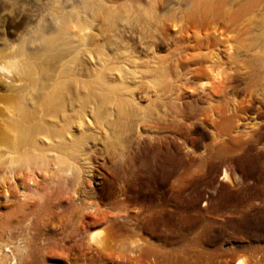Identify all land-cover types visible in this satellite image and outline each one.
Segmentation results:
<instances>
[{
  "label": "rangeland",
  "instance_id": "obj_1",
  "mask_svg": "<svg viewBox=\"0 0 264 264\" xmlns=\"http://www.w3.org/2000/svg\"><path fill=\"white\" fill-rule=\"evenodd\" d=\"M35 1L23 0V6H6V10L7 8L8 10L5 11V14L0 16V38L2 39V41L0 39V48L3 46L4 42L11 43L16 40L19 36V32L24 30L28 25L27 23L31 22L29 19L32 17L31 15L33 12H35ZM39 1L45 2L46 0ZM56 1L60 3L65 2L64 0H62L63 2L61 0ZM195 1L198 4H201L204 0ZM247 1L248 0H224L223 3L218 4L217 7H214V4L212 5L211 1V4H209L206 9H203L204 11H197L198 13H196L192 19L185 18L183 21L184 17L178 20L173 18L172 20L174 22H166L165 25L166 28L168 27L167 30L166 28H163L165 25L163 26L162 23L156 22H153L155 25H149L150 28L148 29H140L139 25L135 26L126 24L121 27L124 32L122 33L124 34L123 39H126L129 44L133 41L132 43H135L136 46L140 45L138 41L139 38V40L143 42L141 54L139 55L140 59L133 57V55H136L135 52L132 53L131 51L132 55L130 53H128L130 55H126V53H124L127 56L125 59H128H123L125 67L121 64L123 68H120L119 70L116 69L118 71L115 73V69L114 71L112 69V65L114 64H110L109 67H111L114 73L111 70L110 72L116 74V76L114 75L115 77L112 73V76L110 75L109 70H106V72L108 71L107 74L109 73L108 75L110 78L113 77V83H123L124 87L122 85V87L119 86V90H123L119 92H126L124 93L125 95L132 92L130 96H128L129 94L127 95L128 98H130L131 95L141 93L146 88H150L149 94L151 95L149 96H153L150 99L154 98V101H158H155V104H158L157 110L160 109V111L156 110L158 112L156 113L155 111L157 115H154L152 120L148 119L146 121L147 124L154 123L155 125L159 124L158 126L165 125L166 123H169V120L172 121L173 119L174 121L184 117V113H188L189 109L190 111H192V108H194L193 110H196L195 108H197L198 104L200 109L197 113L195 112L196 114L194 111L192 112L196 117L198 116V118L201 119V122L199 121L195 124L200 128H204L207 132L208 136L203 142L206 144L211 142L212 137L218 142L221 141V138L222 140H225L226 138L228 139L226 136L227 133L224 131L221 123V120L223 119L221 117L224 115L226 116L227 114H224L223 112L221 113L219 110L224 101L222 93L223 86L230 84L232 88L235 89L234 97L233 93H231L232 97H230L231 95L229 96L230 102H233L235 105H243L247 107V109L249 108L242 114L240 113L242 116H240L241 119L238 120L239 123L237 124L240 126V124L250 122V126L248 125L249 127H252L254 123H258L259 125L263 124L262 128L264 127V106L262 105L264 104L262 102L264 101V69L262 68L264 67V56L259 54L260 46L262 44L261 40L258 39V35L264 34V0H261V5L258 8L252 4L253 6L246 15L242 16V14L239 13L238 15V9ZM146 2H148L149 5L169 8V10L173 9L174 11L171 12L170 10V12L175 13V16L181 15L182 12H184L187 3L186 0H147ZM198 4L196 7H198ZM8 6H11L10 11ZM37 13L38 11L36 12V15ZM146 29L150 34L149 32H144ZM164 29L166 32L162 31ZM139 33H143L144 35L140 34V36H142L140 37ZM160 33H163L166 38H170L169 40L171 44L176 41L181 42L178 43L180 44V47L182 46L184 48L183 52L176 51L174 47L167 50L165 46L156 50H153L152 47L150 48L149 46L153 43L152 41L161 37ZM156 36L157 38H155ZM123 43H120L119 40L114 43V46H112L115 48L117 45L120 46ZM113 47L110 46L112 50H114ZM174 50L175 52H173ZM95 56L96 55L94 54V57ZM132 58L135 60H131ZM190 59H193L191 60L192 63L189 61ZM90 60L92 69L95 67L94 70H92V73H98L99 59L97 60L95 57L94 60L91 57ZM178 61L180 62L178 63ZM91 62H93V64H91ZM186 62H189L187 68L183 67ZM131 63L134 65L136 63V65H131ZM126 65L128 67H126ZM137 66L138 69L135 68ZM209 66L211 67L209 68ZM148 67L149 69H147ZM189 67H191V69ZM188 68L191 71L188 70ZM193 68H195V71ZM198 68L199 71L196 72ZM120 70L123 73L126 71L127 73L125 74L127 76L122 74ZM192 71H194V74ZM253 71H255V73ZM147 72H149L150 75ZM153 72H155V75ZM119 73L122 75H120L121 78ZM189 73L192 75L190 76ZM230 73L233 74V76ZM256 73H258V78L256 77ZM181 75L186 78L187 86ZM229 75L230 77L232 76L231 78L234 80H231ZM261 76L263 77L262 79ZM152 77L157 79V84L150 80ZM252 77L253 79H251ZM140 78L143 83V87H140L141 89H139V86L141 85V83H139L141 81ZM153 78L152 80H154ZM114 80L118 81V83ZM124 82L127 83L124 84ZM182 82L185 87L182 85ZM193 82H196L197 84H194ZM137 84L138 89L136 87ZM177 84L179 85L177 86ZM253 84L255 85L253 86ZM125 85L127 86L126 88ZM147 85L149 87H147ZM119 87L117 85V88ZM130 87L131 90H129ZM134 88L135 90L133 91L132 89ZM165 88L166 90H164ZM177 88H182L183 90V93L178 95V97L175 94L177 91H175V89ZM232 88H230V91H232ZM216 89H219L220 91L219 96H217L218 91H216ZM154 90L160 95L156 94L157 92ZM163 90H168L167 93H169L162 92ZM172 91L174 94H172ZM6 94L10 96L13 93L0 87V95L3 96ZM207 94H211L213 97L216 95L217 97L213 98ZM172 95L176 97L174 98ZM165 97L169 102H174L178 98L177 102H180L177 103L175 101L176 103H174L177 106L179 105L177 113H179L180 116L172 113L173 107H170V110L166 109L167 105H165V103L167 101L165 100ZM168 97L172 100L170 101ZM160 98L163 103L165 102L164 104ZM8 99L9 97H0V124L2 123L1 120L4 115L2 111L3 105ZM208 99H214V101L219 104H217L216 107V103L212 102L213 106L217 109H215V112H213L214 110H211V107L206 105V100ZM193 100L195 102L198 100L197 104H195ZM169 102H167V104ZM192 102L195 105L192 104L189 106L188 104ZM241 102L243 104H241ZM174 103H169V105ZM164 108L166 110H164ZM256 108L262 110H256ZM167 110L170 112L168 111L169 113L166 112L167 114L164 115V112ZM201 110H210L213 114H211L210 111H203L202 113ZM255 112H257V115ZM199 113L201 114L199 115ZM217 114L218 117H216ZM159 116H162V118ZM186 116H188V114H186ZM163 117L165 119H163ZM242 119L246 121H243ZM259 120L263 123H259ZM133 128L135 132V124L133 125ZM1 129L2 127H0V130ZM210 132H213L215 135L212 134L214 136H211ZM248 137L250 136H246L245 139ZM38 139L41 144L42 141L44 142L43 144L47 141L42 136ZM254 139L253 141L251 139L249 142L250 144H248L250 149L249 152L247 154H234L231 156L232 163L230 162L228 166L226 165L224 167V165L220 163V160H213L214 163L216 162L215 166L212 167L209 163L205 164L200 169L199 174L200 172L201 174L196 180L190 177L191 173H187V181L185 182V185L187 186H185V193L183 192L182 195L183 198H186L183 199L184 203L182 202L181 204L183 209L182 213L184 216L186 215L185 217H198L200 222L199 227L196 229L194 228L191 231V229L187 227L182 232L186 234L190 240H193L194 236H198V232L200 234L202 233L204 236L203 241L198 243L199 246L197 247L198 251L201 249L203 252L201 254L202 256L200 255L199 258H190L186 253L182 254L184 243L177 239L171 241L172 237L169 235L170 232L168 233V229L164 224H153V219L163 212V210L167 213L164 215L171 214L173 213L172 211L175 210L176 189L171 187V181L169 182L159 176H154L153 158L148 150H143V146L142 148L141 146H135L137 141L136 137L133 138L132 145L134 146L130 149H122L121 152L112 151V149L106 150L108 151L106 152L101 146V148L96 146L95 150L91 149L92 151L84 157L87 159L85 160L87 163L84 160H81L80 166L82 165L81 167L83 170L81 169L82 172L80 173L79 179L72 176L69 168V171L66 169V167H68L66 163H62V166H64L63 168H60L62 167L60 162L70 154V150H66V152L63 150L61 152L59 150L55 151V149H49V151L48 149H45L41 150L45 151L42 153H40V150H35V152L31 150L33 151L31 154L32 156L30 160H26L24 158L27 157L22 151H20L19 154H10L8 149L1 145L0 157L3 158L4 161L3 159H0V164H2L0 165V259H3L2 261L0 260V262L3 264H234L238 258H243L244 261H249H246L248 264H264V139H262L263 141L257 139V142H255ZM174 141L179 142L176 141V139H174ZM43 144L42 146H44ZM58 151L61 153H57ZM63 153L64 155H62ZM65 154L68 155L66 156ZM15 156L16 158H19L16 159V161L18 160V163H16V161L14 162ZM61 156H64V158ZM51 158L54 160H51ZM10 160L16 164L10 162ZM33 160L36 162L41 161L42 164L46 161L50 162H48V164L46 162L45 165H40V162L38 165L35 164ZM54 161H56V165ZM48 166L50 168H48ZM84 166H87L88 169L86 167L84 169ZM223 168H225L228 174L235 178L236 186H234V188H231L221 179ZM48 169H52L51 171L53 172ZM56 169H59V171ZM85 170L89 174L85 172ZM58 172H60V174ZM189 177L192 179L190 180ZM36 199L40 203H38ZM203 201L206 202V206L203 205ZM29 203L31 207L29 206ZM82 208H84V210ZM149 220L151 222H149ZM97 229L108 230L107 233L109 235L111 234L110 237L112 241L109 248L106 250H100L95 244L89 242L88 236ZM184 255L187 260L183 258Z\"/></svg>",
  "mask_w": 264,
  "mask_h": 264
},
{
  "label": "bare ground",
  "instance_id": "obj_2",
  "mask_svg": "<svg viewBox=\"0 0 264 264\" xmlns=\"http://www.w3.org/2000/svg\"><path fill=\"white\" fill-rule=\"evenodd\" d=\"M22 1L23 0H0V16L5 14V11L8 10V8L6 10L7 5L23 6L24 4L22 3ZM64 1L65 2L62 1L63 3H60L56 0H46L45 2H40L39 0H36L35 4H34L35 9L33 8L35 12H33V14L31 15L32 17L30 19L28 17V19L31 20V22L27 23L28 25L24 28V30H22L24 32H22V31H21L22 33L19 32L18 38L16 40H14L13 42L10 41L11 43H8V42L5 43L3 41L4 42L3 46L0 48V87H3V89L8 91V92L11 91L13 94L10 96L7 95L8 93L6 94L7 96L6 95H3V96L0 95L1 98L2 97L3 98L9 97L8 101H6V103H4L3 110H2L4 115H3V119L1 120V122L3 123V124L2 123L1 124L3 126L0 124V127H2V129L0 130V146L2 145V146H4V148L8 149V152L10 154H16V153L19 154V152L22 151L23 154H25L27 157V158H24L26 160L27 159L30 160V158L32 156L31 154L33 151L35 152V150L41 151V150H45V149L47 150L48 149V151H49V149H52V150L55 149V151L59 150L61 152L63 150H65L64 152H66V150L67 151L70 150V154L69 155L67 154L68 156L65 154L67 156L66 158H64V156H61L64 158V160L62 159V162H60V163H61V166H62V163H66L68 166V167L65 166L66 169L68 170V168H69L71 170L72 176L74 178L79 179L80 173L83 170L81 167L82 165L80 166L81 160H84V161L87 160L84 157H86V155L88 153H90V151H92L91 149L95 150L96 146H98V147L101 146L105 151L112 149V151L114 150V151H120L121 152L122 149L126 150L125 148L130 149L132 146H134V145H132L133 144V138L136 137L137 141L135 143L136 144L135 146L136 147L141 146V148L143 146V150H148V152L151 154V156L153 158L154 176H159V177H161L164 180L169 181V182L171 181V187L173 189H176V195H175V203H176L175 207L176 208H175V210H173V211L171 210L173 213L168 214V215H164L167 213H165V211L163 210V212L158 214L153 219V224H158V223L164 224V226H166L168 229V233L170 232L169 235L172 237L171 241H175L177 239L178 241L180 240L181 242L184 243V246L182 245L184 247L182 250L183 251L182 254L186 253L190 258H199V256L203 252L201 251V249H200V251H198L197 247L199 246L198 243H201L203 241L204 236L202 235V233L200 234L198 232L197 234H199V235L194 236V239L190 240L189 237L182 232L187 227H189V229H191V231L194 228L196 229L197 227H199V222H200L198 217H194V216L185 217L186 215L184 216V214L182 213L183 209L181 207V204L183 202V199L185 198V197L183 198L182 195L184 192V188H186L185 186H187V185H185V182L187 181V178H186L187 173H191L190 177H192L193 179L196 180L197 178H199V175L201 174V172L199 174L200 169L205 164L209 163L213 167L216 164V162L214 163L213 160H218V161L220 160V163H222L225 167L226 165L228 166L230 164L231 156H233L234 154H236V153H243V154L246 153L247 154L250 150L248 147V144H250L249 142L251 141V139L253 141V139L255 138L254 139L255 142H257L256 141L257 139L258 140L264 139V130H263L264 127L262 128L263 124L259 125L258 123L253 122L254 125L252 124L253 126L249 127L250 122L248 120L249 123L245 122V124L243 123V124H240V126H239L237 123H239L238 120L241 119L240 116H242V115H240V113L242 114L244 111H247L249 108L247 109V107H245L243 105H240V104L235 105V104H233V102H230L229 96L231 95V93H233V97H234L235 89L232 88V86L230 84L229 85L223 84L224 85V86L222 85L223 90L222 89L221 90L223 93L224 101H223V103L221 102L222 107L220 108L219 111L221 113L223 112L224 114H227L226 116L224 115L223 117H221V118H223L221 120V123L223 125L224 131L227 133L226 136L228 137V139L225 137L226 139L222 140V138H221V141L218 142L214 137H212V141L206 144L203 142V140L207 138V136H208L207 132L205 131L204 128H200V127H198V125H196L197 124L196 122H199V121L201 122V119L198 118V116L196 117L194 115V113L195 112L197 113V111L200 109L199 108L200 106L198 107V104H197L198 100H197V102H195L193 100L194 103L197 104V108H195L196 110H193L194 108H192V106H191L192 111H194V113L192 111H190V109H189L188 113H184L185 114L184 117H181V118L176 119L174 121H173V119H172V121L168 119L169 123H166L165 125L163 124V125L158 126L159 124L155 125L154 123L153 124H147L146 121L148 119L152 120L153 116L157 115L156 114V113H158L157 111H160V109L157 110L158 104L157 105L155 104L156 103L155 101H157V100L154 101L153 100L154 98L150 99L151 97H153V96H149V95H151V94H149L150 88H146L145 90H143L144 89L143 88L142 89L143 91L141 93H139L137 95H131V97L128 98L127 95L129 94L128 96H130V94H132V92L128 93L126 95L124 94L126 92H124V93L119 92V91L123 90V89L119 90L120 89L119 86H121V85L123 86V83H121V84L119 83L120 85L113 83V81H112L113 77L110 78L108 74L110 73V75H111V73L114 71V69H115V73L120 68L122 69L123 67L121 64H123L124 60L127 59V58L125 59V57H127L126 55L128 53L131 54V51H132V53L135 52L137 55V56L133 55V57L140 59L139 55L141 54V48H142L143 42H141L139 40L140 38L138 37L139 38L138 39L139 44L141 45V46L138 45V46H140V47H138L135 45V43H132L133 41L131 42V44H129V42L126 41V39L124 40L123 39L124 34H122L124 32L121 29V27L124 26V24L135 25V26L139 25L140 29L141 28H143V29L150 28L149 25L153 24V22L162 23L164 26L166 24V22L173 21L172 20L173 18L178 20V19L184 17L183 21L185 18L186 19L187 18L192 19L195 16V14L198 13L197 11H199V10L201 11L203 9H206V7H208V5L211 4V1H212V5L214 4L213 6L217 7L218 4L223 3L224 0H204L203 3H201V4L196 3L195 0H193V1L192 0H186L187 3L185 6V10H184V12H182L181 15H178V16H175L176 15L175 13H171L172 11H174L173 9H170L171 10V12H170L169 8L167 9V8H163L161 6H155V5H151V4H150L151 5L150 6L149 3L146 2L147 0H107V2H106V0H64ZM197 4H198V7H196ZM252 4L254 6H257V8H258L261 5V0H248L244 5L240 6L237 14L238 13L242 14V16L246 15V13H248L249 10L251 9V7L253 6ZM21 9H22V7H21ZM212 9H214V8H212ZM10 10H11V8L9 9V11ZM37 11H38V13L36 15ZM176 17H179V18H176ZM153 25H155V24H153ZM159 25H161V24H159ZM163 26H160V27H163ZM127 27H129V26H127ZM163 28H166V25ZM167 28H166V30H167ZM147 29H146V31L144 30V32H147ZM164 30H162V31L166 32V30L165 31ZM130 32H131V30H130ZM139 32H143V31H139ZM140 34L141 33H139V36H140ZM149 34H150V32H149ZM161 34H163V33H160L161 37L157 38V36H156L155 38H157V39L154 38L155 40H153V41L151 40L153 43L151 44V46H149L150 48L152 47L153 50L154 49L156 50V49H159V48H162L163 46H165V48L167 50L169 48L171 49V47H174V49L176 51H179V52L182 51L183 52L184 48L182 46L180 47V44H179L181 42L178 41L179 42L178 43L176 41L174 43L172 42V44H171L170 40H169L170 38L168 39V38H166V36L164 34L163 35L165 37ZM141 35H144V34L142 33ZM157 35H158V33H157ZM140 37H142V36H140ZM125 38H126V36H125ZM254 39H257V38H254ZM258 39L261 40V44H262L260 46V50H259L260 53L259 54L264 56V34L258 35ZM119 40H120V43H123V42L124 43L121 44L120 46L117 45L114 48L113 47L114 43L118 42ZM1 41H2V39H1ZM142 41H143V38H142ZM112 42H114V43H112ZM110 46L113 47L114 50H112V48H110ZM152 49H151V51H152ZM175 50L173 52H175ZM256 50H258V49H256ZM197 52H199V51H197ZM124 53H126V55ZM94 54L96 55L95 57L97 58V60L99 59L98 60L99 72L96 74L92 73V70H94L95 67L92 69V67L90 65L91 57L95 60ZM122 54H124L125 56ZM130 54H128V55H130ZM196 55H195V57H196ZM181 56H183V55H181ZM185 56H184V58H185ZM260 57H262V56H260ZM129 58H130V56H129ZM187 58H188V56H187ZM211 58H213V57H211ZM133 59L134 58H132L131 60H133ZM113 60H114V62H113ZM131 60H130V62H131ZM191 60H193V59H190L189 61L191 62ZM186 61H188V60H186ZM93 62H95V61H93ZM93 62H91V64H93ZM134 62H137V61H134ZM179 62L180 61H178V63ZM110 64L115 65V66L112 65L113 71H112L111 67H109ZM132 64L133 63H131V65ZM138 64H139V62H138ZM181 64H182V61H181ZM124 65L125 64H123V66ZM127 65H126V67H128ZM135 65H136V63H135ZM188 66H189V62H186V64L183 65V67H186V68ZM145 67H147V66H145ZM210 67L211 66H209V68ZM135 68L138 69V66ZM189 68L191 69V67H189ZM189 68H188V70H190ZM262 68L264 69V67H262ZM116 69H118V70H116ZM147 69H149V67ZM194 69L195 68H193V70ZM96 70H98V69H96ZM106 70H109L108 74H107L108 71L106 72ZM110 70L112 72H110ZM133 70H135V69H133ZM256 70H258V69H256ZM185 71H187V70H185ZM194 71H192V73ZM198 71H199V68L197 69L196 72H198ZM261 71H262V69H261ZM253 72L255 73V71H253ZM257 72H259V71H257ZM125 73H127V72L126 71L124 73L122 72V74L126 75ZM132 73H134V72H132ZM143 73H145V72H143ZM147 73L149 74V72H147ZM153 73L155 75V72H153ZM151 74H152V71H151ZM212 74H214V73H212ZM257 74L258 73H256V77L258 76ZM114 75L116 76V74H113V76ZM117 75H118V72H117ZM120 75L121 74L119 73V76ZM141 75H144V74H141ZM164 75H165V73H164ZM189 75L191 76L192 74L189 73ZM231 75L233 76V74H231ZM121 76H120V78H121ZM196 76H195V78H196ZM128 77H129V75H128ZM182 77L184 80L186 79V78H184V76H182ZM185 77H186V74H185ZM193 77H194V75H193ZM231 77L229 75V78H231ZM253 77L251 79H253ZM263 77L261 76V79ZM152 78H150V80L153 81V83H156L157 79L155 78L156 79L155 80L153 78L154 80H152ZM195 78H194V80H195ZM180 79H182V78H180ZM224 79H227V78H224ZM232 79L233 78H231V80ZM263 80H264V78H263ZM191 81H193V80H191ZM115 82L118 83V81H115ZM148 82H149V80H148ZM183 82H182V85H183ZM185 82H186V80H185ZM231 82H233V81H231ZM258 82H260V81H258ZM125 83H127V82H124V84ZM139 83H141V85L139 86V89H141L143 87L142 86V84H143L142 79ZM158 84L160 85L159 82H158ZM185 84L187 86V82ZM194 84H197V83L195 82ZM255 84H257V83H255ZM255 84H253V86ZM117 85L119 88H117ZM148 85H147V87H149ZM178 85L179 84H177V86ZM190 85H192V84H190ZM238 85H239V83H238ZM128 86H129V84H128ZM222 86H221V88H222ZM126 87L127 86L125 85V88ZM136 87L138 89V84ZM170 87H169V89H170ZM162 88H161V90H162ZM200 88H201V86H200ZM230 88H232V91H230ZM197 89H198V87H197ZM202 89H203V87H202ZM129 90H131V87L129 88ZM132 90L134 91L135 88ZM164 90H166V88ZM164 90L162 92L167 93L168 90L167 91H164ZM158 91H160V90H158ZM175 91H176L175 94L177 95V97H178V95H181L183 93L182 88H177V89H175ZM216 91H218L217 96H219V93H220L219 89H216ZM216 91H215V93H216ZM155 92H157V91H155ZM208 93H211V92H208ZM156 94H158V92ZM162 94H164V93H162ZM172 94H174L173 91H172ZM237 94H238V91H237ZM263 94H264V92H263ZM158 95H160V94H158ZM133 96H135V97H133ZM167 96H169V95H167ZM172 96H174V95H172ZM208 96L213 97V95H211V94ZM217 96L215 95L214 97H217ZM169 97H171V96H169ZM169 97H168V99H169ZM175 97L176 96H174V98ZM183 97H184V95H183ZM230 97H232V95ZM165 100L167 101V98ZM177 100H178V98H177ZM177 100H175V101L177 102ZM161 101H162V99H161ZM206 101H207L206 105L211 107V110H214L213 112H215V109H216L215 106L217 107L218 103H216V101H214V99L213 100L208 99ZM167 102H169V101H167ZM167 102L166 103L164 102L165 105H167L166 109L170 110V107H173L172 113H174L175 115L178 116L179 113H177L178 112L177 108L179 105L177 106L175 104L176 102L175 103L169 102V103H174V104H170L171 105L170 106L169 103L167 104ZM178 102H180V101H178ZM212 102L216 103L215 106H213ZM217 102H219V101H217ZM262 102L264 103V101H262ZM162 103H163V101H162ZM179 104H181V103H179ZM186 104H188V103H186ZM192 104H193V102L189 103L188 105L190 106ZM195 104H193V105H195ZM241 104H243V103L241 102ZM165 105H163V106H165ZM262 105L264 106V104H262ZM206 108H208V107H206ZM166 109L164 108V110H166ZM258 109L256 108V110H258ZM169 110L165 111L164 115H166L167 114L166 112H168ZM180 110H181V108H180ZM259 110L261 111L262 109H259ZM155 111H156V113H155ZM203 111H202V113H203ZM206 111H210V110H206ZM206 111H204V112H206ZM210 112H211V114H213L212 111H210ZM246 113H248V112H246ZM186 114H188V116H186ZM200 114L201 113H199V115ZM255 114L257 115V112H255ZM260 114H262V113H260ZM162 116L161 117L159 116V117L162 118ZM155 117H157V116H155ZM159 117H158V119H159ZM216 117H218V114ZM221 118H219V119H221ZM253 118H254V116H253ZM163 119H165V118L163 117ZM245 119H247V118H245ZM153 121H155V120H153ZM243 121H246V120H243ZM159 122H161V121H159ZM261 122L259 120V123H261ZM134 124L136 127L135 132H134V128H133ZM212 134H214V133L212 132L211 136L215 135V134L214 135H212ZM248 135L251 138L248 137L250 139H248V138L245 139V137ZM41 136L47 140L45 144H43L44 142L42 141V144L44 146H42V144L40 143V141L38 139ZM174 139H176V141H179V142H175ZM219 140H220V138H219ZM40 144H41V146H40ZM65 148H67V149H65ZM31 150H33V151H31ZM59 151L57 153H61ZM42 152H45V151H41L40 153H42ZM106 152H108V151H106ZM47 154H49V153H47ZM62 155H64V153ZM7 156H8V154H7ZM12 157H13V155H12ZM12 157H11V159H12ZM9 158H10V156H9ZM49 158H50V156H49ZM0 159H3V158L0 157ZM16 159H19V158H16V156H15L14 162L16 161ZM52 159L53 158H51V160ZM7 160H8V158H7ZM3 161H4V159H3ZM12 161H13V159H12ZM12 161L10 160V162H12ZM14 162H12V163H14ZM19 162H20V160H19ZM22 162H24V161H22ZM27 162H29V161H27ZM40 162L34 161L35 164H38ZM46 162L48 164V162H50V161H46ZM46 162H44V164H42V162H41L40 165H45ZM54 162L56 165V161H54ZM16 163H18V160L16 161ZM16 163H14V164H16ZM90 163H92V162H90ZM0 165H2V164H0ZM30 165H32V164H30ZM58 166H60V165H58ZM63 166L60 168H63ZM11 167H13V166H11ZM65 167H64V169H65ZM85 167L88 169L87 166H84V169H85ZM48 168H50V167L48 166ZM41 169H43V168H41ZM48 170H50V169H48ZM56 170L59 171V169H56ZM11 172H12V170H11ZM51 172H53V171H51ZM85 172H87V171L85 170ZM58 173L60 174V172H58ZM52 176H54V175H52ZM190 177H189V179H190ZM221 179L223 181H225L231 188H234V186H236L235 185L236 184L235 178H233L230 174H228L227 171L225 170V168H223ZM195 195H196V193H195ZM23 196H24V194H23ZM31 199H33V198H31ZM36 201H37V199H36ZM196 201H197V199H196ZM38 203H40V202H38ZM38 203H36V204H38ZM203 205L206 206L207 205L206 202H204ZM29 206H30V203H29ZM38 207H40V206H38ZM38 207H36V208H38ZM33 208H35V207H33ZM82 209L84 210V208H82ZM30 210H32V209H30ZM194 211L196 212L195 209H194ZM30 213H32V212H30ZM191 215H192V213H191ZM149 222H151V221L149 220ZM107 231L104 229H97L96 231L90 233V235L88 236L89 242L95 244L100 250H106L107 248H109L110 243L112 241V239L110 237L111 234L109 235L107 233ZM195 232H196V230H195ZM152 248H154V247H152ZM162 253H163V251H162ZM164 254H167V253H164ZM183 258L186 259L185 255ZM188 260H190V259H188ZM246 261H248V260L244 261L243 258H238L234 264H248ZM0 264H3V263L0 262Z\"/></svg>",
  "mask_w": 264,
  "mask_h": 264
}]
</instances>
